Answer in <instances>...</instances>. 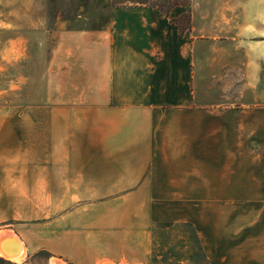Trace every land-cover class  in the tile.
Returning a JSON list of instances; mask_svg holds the SVG:
<instances>
[{
	"label": "crops",
	"instance_id": "1",
	"mask_svg": "<svg viewBox=\"0 0 264 264\" xmlns=\"http://www.w3.org/2000/svg\"><path fill=\"white\" fill-rule=\"evenodd\" d=\"M66 1L0 7V231L150 264L187 225L208 264H264V0Z\"/></svg>",
	"mask_w": 264,
	"mask_h": 264
},
{
	"label": "rangeland",
	"instance_id": "2",
	"mask_svg": "<svg viewBox=\"0 0 264 264\" xmlns=\"http://www.w3.org/2000/svg\"><path fill=\"white\" fill-rule=\"evenodd\" d=\"M42 0H0V7L18 5H38ZM123 1V0H122ZM128 1V0H127ZM143 2L148 5L157 6L165 11H170L176 2L186 3L188 0H132ZM72 2L66 1L67 5ZM55 6H62L64 0H52ZM8 16L0 14V18ZM185 20L182 21V25ZM12 30V26L4 24L0 19V38L9 36L6 30ZM5 79L0 80V85L4 84ZM1 88V87H0ZM13 94L0 92V103L13 100ZM60 264H72L68 261L53 258L47 251H40L32 255H26L19 261L22 264H53L54 261ZM12 261L0 256V264H8ZM150 264H208L206 256L202 251L199 241H197L192 229L187 225H162L156 229V242L154 259Z\"/></svg>",
	"mask_w": 264,
	"mask_h": 264
},
{
	"label": "bare ground",
	"instance_id": "3",
	"mask_svg": "<svg viewBox=\"0 0 264 264\" xmlns=\"http://www.w3.org/2000/svg\"><path fill=\"white\" fill-rule=\"evenodd\" d=\"M8 232L0 231V256L19 262L26 250L23 243L14 234ZM58 261L55 260L53 264H60Z\"/></svg>",
	"mask_w": 264,
	"mask_h": 264
},
{
	"label": "trees",
	"instance_id": "4",
	"mask_svg": "<svg viewBox=\"0 0 264 264\" xmlns=\"http://www.w3.org/2000/svg\"><path fill=\"white\" fill-rule=\"evenodd\" d=\"M176 5H181L183 6L184 8H189L190 6V0H188L186 3H182V2H176L173 6H176ZM172 6V7H173ZM161 9V8H160ZM162 12H164L165 14L169 15V11H165L163 9H161ZM185 20V24L182 25V21ZM189 22H190V14L189 12L186 13V15L181 19L180 21V26L183 27V28H189ZM73 264V263H72Z\"/></svg>",
	"mask_w": 264,
	"mask_h": 264
}]
</instances>
